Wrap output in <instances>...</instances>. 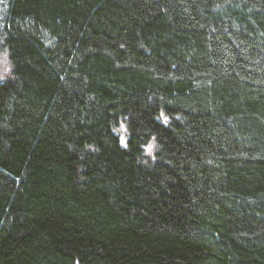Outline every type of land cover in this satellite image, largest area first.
Returning <instances> with one entry per match:
<instances>
[{"label": "trees", "instance_id": "obj_1", "mask_svg": "<svg viewBox=\"0 0 264 264\" xmlns=\"http://www.w3.org/2000/svg\"><path fill=\"white\" fill-rule=\"evenodd\" d=\"M0 47V264H264V0H6Z\"/></svg>", "mask_w": 264, "mask_h": 264}, {"label": "rangeland", "instance_id": "obj_2", "mask_svg": "<svg viewBox=\"0 0 264 264\" xmlns=\"http://www.w3.org/2000/svg\"><path fill=\"white\" fill-rule=\"evenodd\" d=\"M5 3H6V0H0V19L5 9ZM5 69H7V71H5ZM9 70H10V63L7 57V52L5 49L0 47V79H2V77H4L5 74L9 72ZM118 131L119 133L123 135L125 131L124 126L122 125ZM122 138H124V136H122ZM152 149H153V143L147 146V150L149 152H152Z\"/></svg>", "mask_w": 264, "mask_h": 264}, {"label": "snow or ice", "instance_id": "obj_3", "mask_svg": "<svg viewBox=\"0 0 264 264\" xmlns=\"http://www.w3.org/2000/svg\"><path fill=\"white\" fill-rule=\"evenodd\" d=\"M5 71H7V69H5ZM167 118L165 117V120H166ZM124 143V140L123 139H121V144H123Z\"/></svg>", "mask_w": 264, "mask_h": 264}]
</instances>
